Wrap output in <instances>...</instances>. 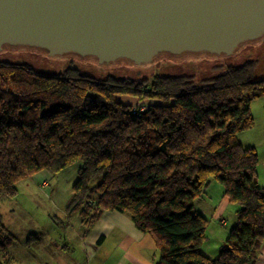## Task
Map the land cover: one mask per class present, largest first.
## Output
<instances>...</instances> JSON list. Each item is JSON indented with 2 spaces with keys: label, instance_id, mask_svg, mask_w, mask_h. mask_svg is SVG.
<instances>
[{
  "label": "trees",
  "instance_id": "trees-1",
  "mask_svg": "<svg viewBox=\"0 0 264 264\" xmlns=\"http://www.w3.org/2000/svg\"><path fill=\"white\" fill-rule=\"evenodd\" d=\"M255 66L248 60L198 80L149 82L0 61V201L15 198L18 183L35 174L54 177L79 164L64 210L85 235L116 211L152 240L156 264H256L264 189L257 151L238 140L254 126L252 101L264 96V78L252 80ZM119 97L154 104L142 113ZM212 180L238 207L217 257L201 251L208 220L193 208ZM14 242L0 216V264H12L4 254Z\"/></svg>",
  "mask_w": 264,
  "mask_h": 264
},
{
  "label": "water",
  "instance_id": "water-1",
  "mask_svg": "<svg viewBox=\"0 0 264 264\" xmlns=\"http://www.w3.org/2000/svg\"><path fill=\"white\" fill-rule=\"evenodd\" d=\"M264 35V0H0V49L25 45L107 64L158 53L231 54Z\"/></svg>",
  "mask_w": 264,
  "mask_h": 264
},
{
  "label": "rangeland",
  "instance_id": "rangeland-1",
  "mask_svg": "<svg viewBox=\"0 0 264 264\" xmlns=\"http://www.w3.org/2000/svg\"><path fill=\"white\" fill-rule=\"evenodd\" d=\"M248 60L256 62L252 80L263 79L264 35L259 39L239 44L233 53L229 55L207 52H184L173 55L162 52L155 55L151 61L140 64L125 58H118L113 62L103 64L97 63L96 57L91 55L81 56L74 52L63 53L60 56L50 55L45 49L25 45L5 44L0 49V61L28 64L43 73H59L68 67H73L79 72L97 79L111 76L114 78L145 79L149 82L155 76L183 75L192 76L198 80L212 76L214 67L236 66ZM118 100L124 104L132 105L135 110L142 113L150 107V104H154L150 101L138 102L136 99L127 97H119ZM263 105L264 96L252 101L251 109L255 112L256 118L259 117L258 113L263 111ZM253 136H256L255 132ZM78 166L79 164L70 166L56 176H50L48 180L40 177L32 178L31 176V179H25L18 183V195L15 198L0 201V216L3 217V222L8 228H6L7 231L9 230L8 232H11L15 238L11 250L12 255H23L25 247L26 249H33L46 241L41 234L33 232L27 235V237L30 236L28 241L26 240L27 237L24 239L28 232L26 229L31 225L34 226L33 224L36 222L43 230L42 232L48 234L50 241L59 245L56 251L53 248L50 251L53 256L61 258L62 261L64 259L69 264H117V259L124 253L120 247H116V236L119 234L117 229H112L111 234L100 245L98 251L88 258L83 244V240L88 238L86 237L87 234L85 235V230L78 217L75 214L69 216L64 210V206L72 194V186L76 180ZM206 191L207 196L196 199L193 202V208L196 211L203 212L201 214L211 222L212 211H214L213 206L216 205L215 210L218 211L216 216L219 218L220 229L216 233H210L207 236L208 239L201 247V251L210 254L211 257H217L224 246V240L222 239V242H220V239L228 234L234 226L235 211L238 207L225 198L224 202L218 204L223 195L222 185L218 182L212 180ZM10 211H14V213L12 214ZM23 211L30 215L27 216ZM46 212L51 213L52 217L50 219L44 217ZM220 214H222L221 217ZM32 221L34 222L32 223ZM217 223L218 221H216ZM213 226L212 224L211 227ZM150 243L132 245L133 249H138L142 244L146 245V247L141 246L140 254L145 256L147 264L152 262L153 257H155V262L157 257L159 258V253L153 242ZM8 250L4 254V258H8ZM259 258L260 255L258 260Z\"/></svg>",
  "mask_w": 264,
  "mask_h": 264
},
{
  "label": "crops",
  "instance_id": "crops-1",
  "mask_svg": "<svg viewBox=\"0 0 264 264\" xmlns=\"http://www.w3.org/2000/svg\"><path fill=\"white\" fill-rule=\"evenodd\" d=\"M262 110L263 111L258 113V116L260 118L259 117L256 118L254 114L255 112L251 109V112L254 118V127L249 131L240 133L238 135V140L244 147H253L257 151L258 158H259L258 169H257L258 184L260 187L264 189V105L262 106ZM254 132L256 136H253ZM37 177H40L43 179L46 178V180L50 179V175L43 171L32 176V178H37ZM206 192L204 193L203 196H207ZM224 201L225 199L222 195V198L220 199L218 204ZM213 209L214 211H212V220L211 222L208 221L209 224H208V229H207V235H210V233H216L220 229L219 218H217L216 216V214L218 215L217 213L218 211L215 210L216 205L213 206ZM10 212L12 214L14 213V211H10ZM23 212L27 216L30 215L29 213H25V211ZM195 212L199 214L203 213V212L196 211V210ZM221 215L222 214H220V217ZM44 217L46 219L48 218L50 219L52 216L50 212H46ZM2 220H3V217H2ZM216 221H218L217 224H216ZM33 222L34 221H32V223ZM212 224L214 225L213 227H211ZM33 225L34 226L31 225L26 229L28 232L25 235L24 239L27 237L29 233L33 232V233L41 234L47 242L43 241L39 247H35L33 249H26L25 247L24 248L25 251L23 255H16V254L12 255V251H11L12 246H13L12 245L9 248L8 253H7V256L8 258H10L11 263L12 264H69L65 262L64 259L62 261L61 258H58L57 256L52 255V252L50 251V249L53 248L56 251L59 245H57V243L51 242L50 241L51 239L48 236V234L42 232L43 230L40 229L39 225H37L36 222ZM5 227L7 228V226ZM114 228H116L119 233L116 236L117 237L116 247H120L122 252H124L117 259V264H129V263L147 264V261H146L147 259L145 258V256L140 254L141 246L144 245V247H146V245L142 244L138 249H133L132 245L140 244V243L151 244L150 242H152V240L150 241V238L147 239L148 236L139 232L125 215L119 212H116V211L105 212L100 218V220L97 222V224L92 228V230L87 233L86 237L88 238L87 239L85 238L83 240V244H84V251H86L88 258L91 257L92 254H94V252L98 251L100 245H102L105 242V240L107 239V236L111 234L112 229ZM227 235L228 234L222 236V238L220 239V242H222V239L225 241V239L227 238ZM102 237H103V241L101 242L100 245H97V242ZM203 253L211 257L210 254H207L206 252H203ZM157 262H158V257H157L156 262H155V257H153L152 262L149 264H156ZM256 264H264V242L260 250V258Z\"/></svg>",
  "mask_w": 264,
  "mask_h": 264
}]
</instances>
